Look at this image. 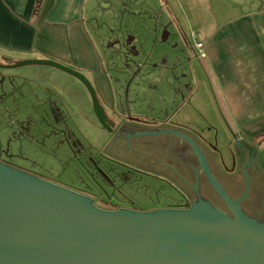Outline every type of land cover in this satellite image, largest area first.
<instances>
[{"label": "crops", "instance_id": "1", "mask_svg": "<svg viewBox=\"0 0 264 264\" xmlns=\"http://www.w3.org/2000/svg\"><path fill=\"white\" fill-rule=\"evenodd\" d=\"M162 1L167 10H149V20H143L141 11L112 10V0H0V60H50L79 72L94 88L108 116L113 109L124 114L127 92L134 115L143 114L137 111L141 104L154 106L153 112L143 114L152 119L151 129L164 126L183 131L216 156L224 176L237 172L234 145L243 142L254 148V161L264 151V0ZM127 17L128 26L123 27ZM192 34L203 44L205 57L194 49ZM125 42L142 51L138 60L147 55L145 73L150 82L155 81L152 86L139 90L130 83L127 89L130 78L117 58ZM48 69L43 71L69 81L74 93L68 106H81L79 118L91 121L86 87L70 74ZM169 74L179 80L185 93L178 101V96L165 93V87L156 84L165 77L170 80ZM149 92L150 102L143 99ZM160 109L200 114L210 130L215 129L214 122L223 126L222 134L231 133L234 140L230 166L213 147L183 127L184 123H174V115L165 116ZM111 134L113 139L119 135ZM161 147L151 150L152 155L165 158L177 171L178 184L192 193L194 178L184 162ZM125 148L127 144L122 146ZM137 152L150 155L146 147ZM254 170L255 165L245 167V175L249 178L247 172Z\"/></svg>", "mask_w": 264, "mask_h": 264}, {"label": "water", "instance_id": "2", "mask_svg": "<svg viewBox=\"0 0 264 264\" xmlns=\"http://www.w3.org/2000/svg\"><path fill=\"white\" fill-rule=\"evenodd\" d=\"M121 45L117 58L130 78L127 89L130 83L139 90L155 84L145 73L147 55L138 60L142 51L139 53L126 42ZM0 61L4 62L0 71L44 65L77 78L90 95L97 122L112 133L111 126L120 117L117 110H111V116L105 114L94 88L79 72L50 60ZM168 77L171 81L165 77L156 83L158 87H165V93H174L173 96L180 94L179 80L173 74ZM150 93L143 95V99L150 98ZM145 132L154 138V145L171 146L168 150L184 162L194 178L191 188L202 194L198 201L204 195L215 203L219 198L229 207L234 217L231 224L215 225L200 220L195 214L203 215V206L222 215L206 203L198 210L195 206L188 210L104 211L80 192L0 164V264H264V224L250 215L254 212L243 208L240 211L238 207L247 195L244 168L255 165L256 150L243 142L234 145L237 172H243L246 190L240 198H233L238 192L228 186L216 156L192 136L164 126ZM137 135L140 133H119L115 144L120 148L128 146L130 138Z\"/></svg>", "mask_w": 264, "mask_h": 264}, {"label": "rangeland", "instance_id": "3", "mask_svg": "<svg viewBox=\"0 0 264 264\" xmlns=\"http://www.w3.org/2000/svg\"><path fill=\"white\" fill-rule=\"evenodd\" d=\"M111 7L112 10H128L136 14L141 11L143 20H149V10H167L162 0H112ZM128 17L123 27L128 26ZM48 68L51 67L31 65L0 71V152L3 157L19 169L80 192L100 203L109 198L113 205L128 210L167 209L185 205L187 188L178 184L175 178L159 172H145L148 169L168 168L165 158L150 161L143 156L131 159L111 156L108 160L102 157L104 145L111 144V140H108L111 133L97 122L88 91L92 119L85 122L79 118L83 108L77 105L70 108L67 104L74 93L69 81L65 77L44 72ZM179 92L185 95L183 91ZM180 94L176 95L177 101L182 98ZM127 101L128 98L124 97L122 108L125 114H134V108L128 106ZM153 109L154 106L151 109L147 103L141 104L137 111L148 114ZM174 111L163 110L165 116L167 113L174 115V123H184L183 127L213 147L230 166L228 159L234 142L231 133L222 134L223 126L217 122L212 123L215 129L210 130L200 114ZM118 114L123 118L122 112ZM66 132L69 140L65 138ZM255 161L257 169L251 175L253 179L246 177L247 184L249 180H255L257 187L243 208L261 213L264 211V151L260 156L256 155Z\"/></svg>", "mask_w": 264, "mask_h": 264}, {"label": "flooded vegetation", "instance_id": "4", "mask_svg": "<svg viewBox=\"0 0 264 264\" xmlns=\"http://www.w3.org/2000/svg\"><path fill=\"white\" fill-rule=\"evenodd\" d=\"M4 64V62L0 61V64ZM6 64V63H5ZM123 118L119 117V121L117 122L116 125L111 126L112 129V134L111 135H115L114 132L116 133H121V134H138L140 133V135L137 136H133L130 139V142H128V146L125 149L120 148L121 146H119V144H115L116 140L113 139L112 137L109 138L108 140H111V144L106 143V145H104V147L102 148V157H104L106 160H108V158H112L111 156H115L116 157H124L126 159H131V158H138V157H142V155H140L139 152H137V149L141 148V147H146L149 149L150 155L145 156L146 159H151L150 161L154 160L156 156L152 155L151 150H153L154 148H156L157 145L156 142H153L152 136H150V134H146L148 132L145 131H150L151 127L153 125V121L151 118L146 117L143 114H132L131 112H129V114H123ZM168 123V121H166ZM145 129V130H144ZM65 134V138L67 137V132L64 133ZM166 138V137H165ZM70 139V137L68 138V140ZM64 141V140H63ZM121 141V139L119 140ZM134 141V142H133ZM167 141V140H166ZM70 142V141H69ZM72 144V142H70V145ZM109 144V145H108ZM114 146H113V145ZM74 145V144H73ZM119 146V147H118ZM163 146V145H162ZM166 149H170L171 146H164ZM112 148H115L114 152H112ZM162 149H164L163 147H161ZM121 149V150H120ZM127 149V150H126ZM165 149V150H166ZM181 154V151H179ZM107 154V155H106ZM185 158V157H184ZM232 158V157H231ZM0 164L11 167L13 169H16L18 171L24 172L26 174H30L36 177H40L37 175H34L32 173L26 172L22 169H19L18 167H15L14 165H12V162L7 159L6 157H3V154L0 152ZM169 166V164H168ZM144 171V170H143ZM159 172L160 174L166 175L167 177H173L175 178L174 174L176 175L175 170H173L170 166L168 168L165 169H148L145 170V172ZM247 174L249 175V178H252V174L253 172H247ZM179 180H183L179 175H177ZM200 178L203 177V175L200 173ZM42 178V177H40ZM253 179V178H252ZM178 180V179H177ZM53 182V181H51ZM55 183V182H53ZM57 184V183H55ZM227 184L230 188H234L237 193L236 197L233 198H240L241 196L244 195L245 190H246V185L244 183V179H243V172H228L227 173ZM256 184H255V180H249V184H248V191H247V195L245 196V198H243L239 203H238V207L241 210V208H243V204H245L246 201H250V198L255 194V188H256ZM215 194V193H214ZM202 196V194H198V193H194L192 190V193L186 192L185 197V205L182 206H178L176 208H170V209H178V210H188V209H192L193 207H198L196 208L197 210L199 209L200 206L204 205V203H206L207 205H209L211 208L213 209H217V211L222 214L221 216L218 214H215L213 211L214 210H210L209 211L206 209V207L203 206V208L201 209L202 214L203 215H198V213L196 212V216L198 219L205 221V222H210L209 224H215V225H220L223 224L224 226L231 224L232 221H234V217L229 209V207L222 202L216 195V198L218 202H213V200L207 196H204L201 199V201H198V197ZM90 198V197H88ZM92 200V204L101 210L104 211H117L119 209H125L122 207H118L115 205H113V201L111 199H104L101 200V203L98 202V200L90 198ZM203 200V201H202ZM252 201V199H251ZM200 202H203L201 204H199ZM101 206H99V205ZM104 204V206L102 205ZM244 209V208H243ZM140 211V210H137ZM211 211V212H210ZM251 216H253V218H255L256 220H258L257 222H261L262 224H264V211L259 213H252L250 214ZM257 231V230H256Z\"/></svg>", "mask_w": 264, "mask_h": 264}, {"label": "built area", "instance_id": "5", "mask_svg": "<svg viewBox=\"0 0 264 264\" xmlns=\"http://www.w3.org/2000/svg\"><path fill=\"white\" fill-rule=\"evenodd\" d=\"M191 37H192L194 49L198 52L200 57H205L203 44L195 40V37H196L195 34H192Z\"/></svg>", "mask_w": 264, "mask_h": 264}]
</instances>
